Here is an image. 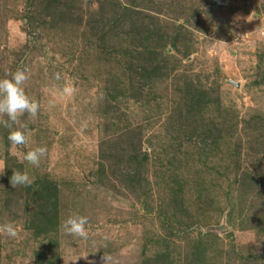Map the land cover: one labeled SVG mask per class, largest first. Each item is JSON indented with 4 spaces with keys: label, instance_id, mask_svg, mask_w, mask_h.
I'll list each match as a JSON object with an SVG mask.
<instances>
[{
    "label": "rangeland",
    "instance_id": "374dc122",
    "mask_svg": "<svg viewBox=\"0 0 264 264\" xmlns=\"http://www.w3.org/2000/svg\"><path fill=\"white\" fill-rule=\"evenodd\" d=\"M60 1L0 0V79L40 105L26 146L0 115V264H264V0Z\"/></svg>",
    "mask_w": 264,
    "mask_h": 264
},
{
    "label": "clouds",
    "instance_id": "9594fccd",
    "mask_svg": "<svg viewBox=\"0 0 264 264\" xmlns=\"http://www.w3.org/2000/svg\"><path fill=\"white\" fill-rule=\"evenodd\" d=\"M28 78L26 69H17L14 73H7L6 78L0 79V115L8 117L2 123L10 129L8 140L14 146H26L30 135L26 131V125L20 123V117L27 113L30 118H34L40 107L39 103L26 92L24 85ZM59 78V74H57V79ZM73 91L71 86H65L63 89L66 95H71ZM46 154V146H39L27 151L26 154H19V158L21 163L27 161L38 167L41 158ZM32 183L33 180L26 169L23 172L14 170L11 176V184L14 188L17 185L30 186ZM87 224L86 216L72 215L63 221L62 227L69 235L86 239L88 236ZM0 232L6 233L10 237H16L18 234L12 223L0 226Z\"/></svg>",
    "mask_w": 264,
    "mask_h": 264
},
{
    "label": "trees",
    "instance_id": "16d2710c",
    "mask_svg": "<svg viewBox=\"0 0 264 264\" xmlns=\"http://www.w3.org/2000/svg\"><path fill=\"white\" fill-rule=\"evenodd\" d=\"M50 2L53 1L55 3H51L49 6L50 8H53L54 11L56 12L58 10L59 6H65L60 0H49ZM144 40L146 39L148 41V37L144 36ZM151 62V61H150ZM152 63V62H151ZM141 69H143V72H147V75L149 74L150 76H156V74L153 71H148L149 69L146 66V63L141 66ZM142 72V73H143ZM38 184H40V193H41V198L44 200V204L46 205L47 208H49V211H53L54 209L58 210V198H59V188L56 185H51L49 183H47L46 181L39 182ZM54 205V206H53ZM57 214V212H56Z\"/></svg>",
    "mask_w": 264,
    "mask_h": 264
}]
</instances>
